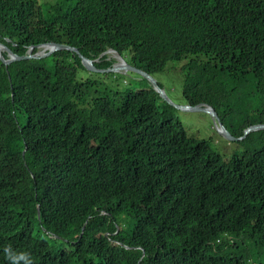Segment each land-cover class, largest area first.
<instances>
[{
	"label": "trees",
	"instance_id": "1",
	"mask_svg": "<svg viewBox=\"0 0 264 264\" xmlns=\"http://www.w3.org/2000/svg\"><path fill=\"white\" fill-rule=\"evenodd\" d=\"M48 42L99 69L114 49L234 136L264 123V0H0L1 44ZM122 74L65 49L0 61V264L8 245L35 264H264V130L225 161Z\"/></svg>",
	"mask_w": 264,
	"mask_h": 264
},
{
	"label": "rangeland",
	"instance_id": "2",
	"mask_svg": "<svg viewBox=\"0 0 264 264\" xmlns=\"http://www.w3.org/2000/svg\"><path fill=\"white\" fill-rule=\"evenodd\" d=\"M54 1L55 0H38L40 4L53 3ZM107 56H108L107 58H111L115 60L113 54H108ZM123 72L124 71H122V73ZM116 73L122 74L120 72H116ZM122 75L123 77H120L116 81L117 87L122 91L128 89L129 85L132 84V81L137 80V78H139V74L135 72L131 73V71L127 73H123ZM101 76L102 74L94 75L93 77L98 78ZM106 76H110V74H107ZM77 77L79 78L80 76ZM173 78L175 81L176 77L174 75ZM102 79L107 81V77L103 76ZM155 79L159 82H162L164 88L163 91L171 102H173L174 104H183V99L181 95H179L178 88L175 86H170L172 84L171 81H167L162 74L157 75ZM169 105L172 106L171 104ZM262 106L264 109V101ZM176 116L188 128L191 135L207 140L210 146L213 148V150H216L225 161H227L234 154H240L244 150H251L254 147H259V145L255 144V142L258 140L260 136L259 133L260 130L251 131L252 133L250 134L249 138H243L239 140H228L217 132L213 124L212 118L206 113L179 110L176 113ZM262 144H264V138L260 146Z\"/></svg>",
	"mask_w": 264,
	"mask_h": 264
},
{
	"label": "water",
	"instance_id": "3",
	"mask_svg": "<svg viewBox=\"0 0 264 264\" xmlns=\"http://www.w3.org/2000/svg\"><path fill=\"white\" fill-rule=\"evenodd\" d=\"M35 47L38 48V50L36 52L32 53V50ZM41 47H44V49L40 50ZM64 49L69 50L73 53H76L80 58L82 66L89 72H97V73L120 72V73H122V71H124L123 73H127V72L131 71V72H135V73L139 74V76L145 78L152 85L155 92H157L162 99L166 100L169 104H171L173 107L177 108L178 110L203 112V113L208 114L212 118L213 124H214L217 132L228 140H239L251 131L264 129V123L253 124V125L246 127L243 130L242 137L239 138V137H235V136L231 135L230 132L225 128L223 123L220 121V119H219L216 111L213 109V107L206 105V104H201V103L195 104V105L174 104L173 102H171L167 98L163 89L159 87L157 80L153 76H151L147 72H145V71H143L137 67H134V66L128 64L123 59V57L119 53H117L114 49H108L101 54V55H103V54H106L107 52H113L116 54L114 56L116 61L110 67L105 68V69L96 68L94 66L93 62L97 61V59L91 60V59L83 56L82 54H80L79 50L76 47H72L68 44L56 43V42H48V43L38 44L35 46L32 45L28 48L26 53L22 56H18L16 54H14L5 45L0 43V61L3 62L5 66H7L9 63L16 61V60L43 58V57L49 56L51 53H53L55 51L64 50ZM2 51L7 52L6 58H4L3 55L1 54ZM83 228H84V226L82 227V229ZM55 237H57V236H55Z\"/></svg>",
	"mask_w": 264,
	"mask_h": 264
},
{
	"label": "clouds",
	"instance_id": "4",
	"mask_svg": "<svg viewBox=\"0 0 264 264\" xmlns=\"http://www.w3.org/2000/svg\"><path fill=\"white\" fill-rule=\"evenodd\" d=\"M106 54H109V53H106ZM242 134H243V132H242ZM246 136H247V134L244 137H242V135L241 136H235V137H239V138L242 137L241 139H243ZM244 151L242 153H240L239 156L242 155L244 153ZM37 209H38L37 214L39 215V206H37ZM3 253H4L6 260L8 261V264H35V261L31 255V253L24 252V251H17L11 245L4 247Z\"/></svg>",
	"mask_w": 264,
	"mask_h": 264
},
{
	"label": "bare ground",
	"instance_id": "5",
	"mask_svg": "<svg viewBox=\"0 0 264 264\" xmlns=\"http://www.w3.org/2000/svg\"><path fill=\"white\" fill-rule=\"evenodd\" d=\"M42 49H44V47H41V48H40V50H42ZM107 53H109V54H113L114 56L116 55V54L113 53V52H107Z\"/></svg>",
	"mask_w": 264,
	"mask_h": 264
}]
</instances>
